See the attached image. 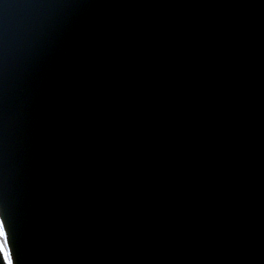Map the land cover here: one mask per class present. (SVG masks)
Listing matches in <instances>:
<instances>
[{
	"label": "clouds",
	"instance_id": "9594fccd",
	"mask_svg": "<svg viewBox=\"0 0 264 264\" xmlns=\"http://www.w3.org/2000/svg\"><path fill=\"white\" fill-rule=\"evenodd\" d=\"M174 7L172 5H141L133 9L126 20V28L131 27L138 18L150 13L153 9ZM184 7V6H181ZM190 11L178 27L175 40L165 43L154 50L147 58V72L142 74L138 84L127 94L114 100L108 106L106 113H101V120L96 121L97 139L107 141L111 155L120 158L132 154L139 149L145 140L153 134L159 124V112L163 103L170 95H176L183 89L193 74L203 81V70L206 67L205 56L215 42L226 23L239 20L235 26L231 46L235 50H226L218 60L212 63L217 66V72L226 66H235L234 80L242 78L240 67L243 43L241 37L248 28L251 16L243 15L245 10L264 7L260 5L222 2L196 4L187 6ZM211 18V19H210ZM200 34L201 39L195 40ZM260 30L256 32L259 38ZM250 35V34H249ZM192 41V48L184 52L187 42ZM254 67V66H253ZM163 79L161 89L152 92L150 99H145L144 92L153 77L161 73ZM195 82V81H193ZM261 167L255 171L238 169L237 180L227 203L218 208L209 218L202 230H198L180 241L175 248L164 245L150 255L135 257L147 264H264V177ZM4 215L5 209L0 208ZM255 236L246 247L241 245L246 237ZM205 255H198L201 249ZM230 248L228 255L220 256L217 249Z\"/></svg>",
	"mask_w": 264,
	"mask_h": 264
},
{
	"label": "snow or ice",
	"instance_id": "6c2138e0",
	"mask_svg": "<svg viewBox=\"0 0 264 264\" xmlns=\"http://www.w3.org/2000/svg\"><path fill=\"white\" fill-rule=\"evenodd\" d=\"M0 264H16V252L6 216L0 212Z\"/></svg>",
	"mask_w": 264,
	"mask_h": 264
},
{
	"label": "water",
	"instance_id": "95a60500",
	"mask_svg": "<svg viewBox=\"0 0 264 264\" xmlns=\"http://www.w3.org/2000/svg\"><path fill=\"white\" fill-rule=\"evenodd\" d=\"M36 12H37V10L35 8L31 10V13H36ZM54 39L55 38H52V36H49V40L50 41H53ZM41 86H42L43 89L46 88V89H49L50 90V96L51 95H54V93H57L55 91V88L53 89V87H55V86L53 85V81L51 80L50 77L47 78L46 76H42L41 77ZM64 175H65V169L62 168L61 176H64Z\"/></svg>",
	"mask_w": 264,
	"mask_h": 264
}]
</instances>
